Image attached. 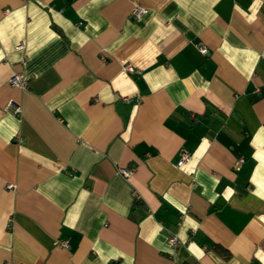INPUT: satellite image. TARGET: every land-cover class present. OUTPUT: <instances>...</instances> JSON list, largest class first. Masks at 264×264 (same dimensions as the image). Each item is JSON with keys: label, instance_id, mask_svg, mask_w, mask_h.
Listing matches in <instances>:
<instances>
[{"label": "crops", "instance_id": "crops-1", "mask_svg": "<svg viewBox=\"0 0 264 264\" xmlns=\"http://www.w3.org/2000/svg\"><path fill=\"white\" fill-rule=\"evenodd\" d=\"M0 264H264V0H0Z\"/></svg>", "mask_w": 264, "mask_h": 264}, {"label": "built area", "instance_id": "built-area-1", "mask_svg": "<svg viewBox=\"0 0 264 264\" xmlns=\"http://www.w3.org/2000/svg\"><path fill=\"white\" fill-rule=\"evenodd\" d=\"M147 12V8H145L144 6H141L139 4H135V6L132 8L131 10V16L133 18H139L140 16H142L143 14H145ZM24 46L23 42H21V44H19L18 48H22ZM199 51L202 54H205L207 52V48L204 44H200L198 46ZM122 68L126 71L132 72L134 70V67L131 64H123ZM28 77L26 75H24L22 72H15L13 73L10 77H9V84L12 87L15 88H19L22 90H26L28 88ZM5 110L9 111L12 114L18 115L21 111V107L19 104L13 102V101H9L7 102V104L5 105ZM189 157V152L187 151H183L181 153L180 159L178 161V165H181L182 163H184ZM243 161V158H239L238 159V163H241ZM119 173H121L124 176H129L132 172H133V168H119ZM8 187H11L10 184H8ZM168 245L172 250H175V248L177 247V245L179 244V240L176 234H170L168 239H167ZM60 244L67 248L69 246V242L67 239L61 240Z\"/></svg>", "mask_w": 264, "mask_h": 264}]
</instances>
